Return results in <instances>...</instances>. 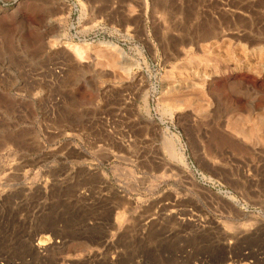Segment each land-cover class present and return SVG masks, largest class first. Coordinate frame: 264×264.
Here are the masks:
<instances>
[{"label":"rangeland","instance_id":"rangeland-1","mask_svg":"<svg viewBox=\"0 0 264 264\" xmlns=\"http://www.w3.org/2000/svg\"><path fill=\"white\" fill-rule=\"evenodd\" d=\"M0 264H264V0H0Z\"/></svg>","mask_w":264,"mask_h":264},{"label":"bare ground","instance_id":"bare-ground-1","mask_svg":"<svg viewBox=\"0 0 264 264\" xmlns=\"http://www.w3.org/2000/svg\"><path fill=\"white\" fill-rule=\"evenodd\" d=\"M208 49H209V48H208ZM208 49H207V50H208ZM169 150H170V149H169ZM43 260H44V259H43Z\"/></svg>","mask_w":264,"mask_h":264}]
</instances>
